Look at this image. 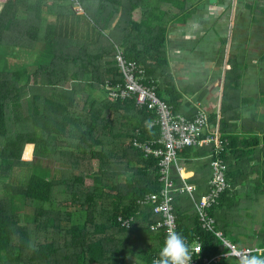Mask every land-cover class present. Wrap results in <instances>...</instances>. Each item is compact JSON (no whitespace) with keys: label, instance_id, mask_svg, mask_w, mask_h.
Returning a JSON list of instances; mask_svg holds the SVG:
<instances>
[{"label":"trees","instance_id":"1","mask_svg":"<svg viewBox=\"0 0 264 264\" xmlns=\"http://www.w3.org/2000/svg\"><path fill=\"white\" fill-rule=\"evenodd\" d=\"M0 2V264H150L159 258L165 234L150 229L159 217L138 202L160 191V159L134 141L161 137L159 114L135 98L112 100L106 86L123 82L120 53L137 63L142 82L154 81L158 97L178 114L166 35L202 0H80L81 15L67 0ZM29 53L34 71L25 63L13 67ZM227 150L223 158L231 167ZM33 157L54 167L36 168ZM24 168L28 173L19 180ZM228 179L233 189L214 217L217 230L238 246L227 222L239 200L231 169ZM257 187L264 194V183ZM141 209L145 225L121 226L120 216ZM177 223L189 243L200 238L201 258L227 253L202 230L197 214L189 224L184 217ZM258 233L251 247L264 248V231Z\"/></svg>","mask_w":264,"mask_h":264},{"label":"crops","instance_id":"2","mask_svg":"<svg viewBox=\"0 0 264 264\" xmlns=\"http://www.w3.org/2000/svg\"><path fill=\"white\" fill-rule=\"evenodd\" d=\"M244 2L202 0L191 17L170 25L165 42L168 75L180 96L177 113L189 118L200 108L209 115L211 127L229 142L233 165H228L237 174L234 192L239 198L234 217L241 216V202L254 200L250 195L260 194L261 188L249 192L264 183V0ZM211 153V147L184 149L179 168L173 170L177 187L186 183L195 188L175 200L176 215L187 218L188 224L196 215V203L211 191ZM247 193L242 201L240 195ZM252 208L245 209L247 216ZM141 210L135 222L145 225L146 210ZM228 219L235 222L230 214ZM189 244L203 246L199 237Z\"/></svg>","mask_w":264,"mask_h":264},{"label":"built area","instance_id":"3","mask_svg":"<svg viewBox=\"0 0 264 264\" xmlns=\"http://www.w3.org/2000/svg\"><path fill=\"white\" fill-rule=\"evenodd\" d=\"M72 10L77 15L83 13L80 0H67ZM117 62L123 82L114 85L107 83L106 91L108 97L114 101L135 98L138 105H147L149 108H156L159 114L158 124L161 127V137L158 140L139 141L136 139L134 145L143 151L147 156L154 155L160 159L159 181L161 189L156 194L146 195L138 203L140 206L153 207L154 214L160 220L153 223L150 229L153 231L163 230L165 236L169 230L177 231V218L175 215V200L177 195L192 194L194 187L187 186L186 183L177 187L173 178V168H179V151L187 147L203 148L212 147L210 155V165L213 170L211 180V191L208 196L196 203V214L203 231L212 233L221 243L227 253L214 259L201 258L203 252L201 244L192 245L191 264H216L221 259L236 258L242 255H253L260 247L237 248L224 234L217 230V220L213 216L214 210L220 205L223 196L232 190V184L228 179L229 166L223 154L227 150L229 142L222 136L220 131L214 130L210 124L207 113L197 108L192 119L174 114L172 107L161 100L157 95V86L154 81L149 80L143 83V76L139 72L137 63L127 60L120 53L117 55ZM135 216H120L118 221L125 229H129L134 224ZM200 249V251H196ZM152 264V262L150 263Z\"/></svg>","mask_w":264,"mask_h":264},{"label":"rangeland","instance_id":"4","mask_svg":"<svg viewBox=\"0 0 264 264\" xmlns=\"http://www.w3.org/2000/svg\"><path fill=\"white\" fill-rule=\"evenodd\" d=\"M239 1H246V0H239ZM245 3V2H244ZM248 4V3H245ZM0 11L3 8V3L0 2ZM252 10H254L253 6H250ZM257 11V10H254ZM41 46L42 43H41ZM15 57L16 55H11ZM32 61V58L30 56V53L25 55V58L23 59H18L16 58L14 61V66L15 68H20V66L25 63L29 65V69L34 71L35 70V65L30 64ZM32 162L36 168L38 167L39 169H42V167H54L53 163L50 160H43V159H37V158H32ZM31 172V171H30ZM27 170L24 168L19 171V173L16 175V178L19 180L23 179L27 175ZM256 189L259 190V188H255L253 191L249 192H256ZM251 202H241V208L239 207V214L241 215L239 217H234L233 221L235 223H232L230 226L232 227V231L236 234V236L239 238L241 241L240 245L236 246L237 248H242V247H251L255 246L258 242V239L255 237L256 234H259V231H264V194L262 193H257L256 195H250ZM242 201H246L245 199L248 197V193L246 195L241 194L240 195ZM245 205H248L245 207ZM238 206V205H237ZM245 207V208H244ZM248 207H253L251 210L248 211V216L246 213V208ZM231 240V236L228 237ZM259 238V237H258ZM228 239V240H229Z\"/></svg>","mask_w":264,"mask_h":264},{"label":"clouds","instance_id":"5","mask_svg":"<svg viewBox=\"0 0 264 264\" xmlns=\"http://www.w3.org/2000/svg\"><path fill=\"white\" fill-rule=\"evenodd\" d=\"M200 251V249H196ZM192 247L187 239L175 230H169L159 252V258L152 264H191ZM239 264H264V249L258 250L255 255H242Z\"/></svg>","mask_w":264,"mask_h":264},{"label":"water","instance_id":"6","mask_svg":"<svg viewBox=\"0 0 264 264\" xmlns=\"http://www.w3.org/2000/svg\"><path fill=\"white\" fill-rule=\"evenodd\" d=\"M218 2V0H210V3L211 4H216ZM200 8L202 9L203 8V5H200Z\"/></svg>","mask_w":264,"mask_h":264}]
</instances>
